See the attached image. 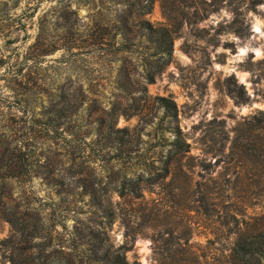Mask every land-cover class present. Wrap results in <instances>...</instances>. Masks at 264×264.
<instances>
[{
  "label": "rangeland",
  "instance_id": "rangeland-1",
  "mask_svg": "<svg viewBox=\"0 0 264 264\" xmlns=\"http://www.w3.org/2000/svg\"><path fill=\"white\" fill-rule=\"evenodd\" d=\"M263 211L264 0H0V264H229Z\"/></svg>",
  "mask_w": 264,
  "mask_h": 264
},
{
  "label": "trees",
  "instance_id": "trees-1",
  "mask_svg": "<svg viewBox=\"0 0 264 264\" xmlns=\"http://www.w3.org/2000/svg\"><path fill=\"white\" fill-rule=\"evenodd\" d=\"M156 99L159 103L164 106L170 113L174 112L177 108V104L174 99L169 98L165 95H156ZM21 150L19 147H14L9 150V158L19 157L18 151ZM12 163V161H9ZM244 219V225L235 230L237 234L236 241L234 242L228 259L229 264H241L242 262L238 259L240 255H248L251 258V264H264V211L258 214H247ZM194 252V251H191ZM176 253L169 254L168 257H175ZM200 253L198 252V257ZM107 264H133L125 253L117 252L110 256L104 257ZM175 262V261H174ZM135 264H140L136 262ZM177 264V263H174Z\"/></svg>",
  "mask_w": 264,
  "mask_h": 264
}]
</instances>
